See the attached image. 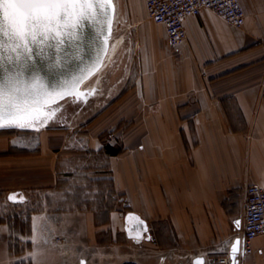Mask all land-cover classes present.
Returning a JSON list of instances; mask_svg holds the SVG:
<instances>
[{"label":"crops","instance_id":"crops-1","mask_svg":"<svg viewBox=\"0 0 264 264\" xmlns=\"http://www.w3.org/2000/svg\"><path fill=\"white\" fill-rule=\"evenodd\" d=\"M240 1L243 26L203 8L185 18L177 47L163 24L149 30L139 18L147 44L136 84L86 122L0 129V192L11 204L47 202L34 212L54 215L59 253L72 249L77 264L91 254L208 264L242 240L247 187L264 186V0ZM135 215L149 226L142 238ZM253 246L245 253L241 242L230 264H264V234Z\"/></svg>","mask_w":264,"mask_h":264},{"label":"rangeland","instance_id":"rangeland-1","mask_svg":"<svg viewBox=\"0 0 264 264\" xmlns=\"http://www.w3.org/2000/svg\"><path fill=\"white\" fill-rule=\"evenodd\" d=\"M112 4L114 16L110 41L113 49L107 63L94 76L86 80L85 83L83 82L81 88L84 92L79 95V98L68 96L57 103L42 108L41 115L50 112H54L55 115L43 125L37 120V124L32 122L34 123L32 126L75 125L86 122L92 113L106 104L105 99L124 94L136 84L140 74L141 50L147 44L146 28H142L140 19H143L144 26L148 22L147 29L149 30L153 29L150 25L152 19H147L144 0H112ZM94 96H97V101H100L98 107L88 114L84 113L85 109L91 106L95 100ZM4 193L5 191L0 192V264H77L76 260L78 259H74L75 263L72 261L74 258L72 256L75 255L72 249L68 253H59L60 250L57 247L60 246H57L54 241L53 243L49 242V238L57 233V230L51 226L54 215L49 212L42 215L34 212L45 205L47 206V202L43 201L31 208L27 203H23L25 202L24 197H19L16 203L11 204ZM38 221V224L34 223ZM35 231H37L36 237H42L37 241L33 239ZM68 247L70 248V246ZM69 248L67 249L70 250ZM95 257L91 254V263L89 262V264L110 263L108 258H104L102 261L101 257ZM114 259L117 261L116 264L130 262ZM80 264H86L85 257L81 258Z\"/></svg>","mask_w":264,"mask_h":264},{"label":"snow or ice","instance_id":"snow-or-ice-1","mask_svg":"<svg viewBox=\"0 0 264 264\" xmlns=\"http://www.w3.org/2000/svg\"><path fill=\"white\" fill-rule=\"evenodd\" d=\"M111 2L112 0H0V67L4 66L5 61L18 63L23 60L27 63L33 58V48L41 53L45 48H55L58 53L61 52L64 38L73 43L78 41L81 22L93 20L98 12L106 15L103 10ZM39 81V76L34 75L32 85L25 92L28 95H40L43 99L33 100L32 105L24 106L18 102L17 97V93L21 91L17 84L21 81L7 74L0 80V127H31L34 121L39 120L43 124L53 118L54 112L41 115L42 108L49 103L48 97L52 94ZM24 103L27 105L26 101ZM5 117L7 124L3 123ZM196 264L204 262L197 260Z\"/></svg>","mask_w":264,"mask_h":264},{"label":"water","instance_id":"water-1","mask_svg":"<svg viewBox=\"0 0 264 264\" xmlns=\"http://www.w3.org/2000/svg\"><path fill=\"white\" fill-rule=\"evenodd\" d=\"M103 11L106 12V15L98 12L93 20L81 22V27L78 29L80 37L78 41L73 43L64 38L65 42L61 52L58 53L55 48H45L41 53L33 48V58L27 63L23 60L18 63L4 62V66L0 67V80H3L7 74L21 81L17 84V87L21 89L17 93L19 103L29 106L32 105L33 100L43 99L40 95H28L25 92V89L32 85L34 75L39 76V82L45 86L48 93L52 94L51 97H48L49 103L44 107L57 103L68 96L79 98V95L84 92L81 88L82 83L100 70L108 53L114 16L112 2L106 5ZM17 73L20 75L17 76ZM25 101L27 105H25ZM34 122L37 124V121ZM3 123H8L7 117ZM35 127L40 126L18 127L12 125L0 127V129ZM134 218L135 222L131 225V230L136 231L135 235L142 238L149 230L148 223L139 215H135ZM241 242V238H237L231 247L232 261L236 260Z\"/></svg>","mask_w":264,"mask_h":264},{"label":"built area","instance_id":"built-area-1","mask_svg":"<svg viewBox=\"0 0 264 264\" xmlns=\"http://www.w3.org/2000/svg\"><path fill=\"white\" fill-rule=\"evenodd\" d=\"M148 17L165 26L172 46L182 45L187 38L185 18L198 15L203 8H208L223 16L235 26H243L246 12L240 0H145ZM115 133H109L108 139H115ZM264 234V186L251 183L247 187L242 242L245 253H253L254 239ZM57 246L63 238L55 236ZM231 250L213 251L207 256L208 264H230Z\"/></svg>","mask_w":264,"mask_h":264},{"label":"bare ground","instance_id":"bare-ground-1","mask_svg":"<svg viewBox=\"0 0 264 264\" xmlns=\"http://www.w3.org/2000/svg\"><path fill=\"white\" fill-rule=\"evenodd\" d=\"M112 49H113V46H112V44H111V41H110V45H109V49H108V53H107V55H106V58H105V60H104V64H103V66L100 68V70L104 67V65L107 63V61H108V59L110 58V56H111V54H112ZM99 70V71H100ZM98 71V72H99ZM85 83V82H84ZM84 83H82V85L84 84ZM81 85V86H82ZM93 88V87H92ZM91 88V89H92Z\"/></svg>","mask_w":264,"mask_h":264},{"label":"trees","instance_id":"trees-1","mask_svg":"<svg viewBox=\"0 0 264 264\" xmlns=\"http://www.w3.org/2000/svg\"><path fill=\"white\" fill-rule=\"evenodd\" d=\"M120 149H121V148H120ZM120 149H113V148H111L109 145L107 146V150H108L109 152H111V153H117V152L120 151Z\"/></svg>","mask_w":264,"mask_h":264}]
</instances>
